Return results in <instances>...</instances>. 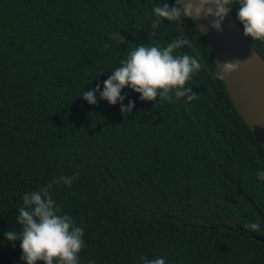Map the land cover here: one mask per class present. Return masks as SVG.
<instances>
[{"label": "trees", "instance_id": "1", "mask_svg": "<svg viewBox=\"0 0 264 264\" xmlns=\"http://www.w3.org/2000/svg\"><path fill=\"white\" fill-rule=\"evenodd\" d=\"M155 3L0 0V264H22L19 244L4 241L20 231L22 196L73 175L52 195L84 230L79 264H264V147L193 21L182 27L199 56L179 51L202 64L187 85L197 99L141 102L124 89L129 114L99 93L96 105L82 99L136 45L181 34L167 21L153 28ZM247 40L264 60V42ZM252 222L260 232L244 227Z\"/></svg>", "mask_w": 264, "mask_h": 264}, {"label": "clouds", "instance_id": "2", "mask_svg": "<svg viewBox=\"0 0 264 264\" xmlns=\"http://www.w3.org/2000/svg\"><path fill=\"white\" fill-rule=\"evenodd\" d=\"M236 10V21L242 26V35L251 41L264 42V0H158L152 8L153 28L167 21L177 25V30L185 20L207 21L206 30L222 31L225 18ZM112 39L124 44L119 34ZM189 46V41L179 35L161 47L157 44L136 45L128 52L120 65L91 91L83 92L82 99L88 105L99 100L109 106L120 105L121 114H129L135 101L129 100L124 106V89L138 95L141 102L161 101L172 103L184 99L186 103L198 98V94L188 87V82L202 70L197 56L179 50ZM105 48L109 45L105 44ZM239 60L216 62L215 79L224 80L238 71ZM257 180L264 181V170L257 172ZM76 177L60 176L22 196V206L17 210L15 223L20 231H7L4 241L15 246L19 244L22 264H79V253L85 247L84 230L73 218L63 212L54 200L52 192L56 185L71 187ZM249 233L261 231L256 222L244 226ZM93 264V262H89ZM140 264H166L162 257H140Z\"/></svg>", "mask_w": 264, "mask_h": 264}, {"label": "water", "instance_id": "3", "mask_svg": "<svg viewBox=\"0 0 264 264\" xmlns=\"http://www.w3.org/2000/svg\"><path fill=\"white\" fill-rule=\"evenodd\" d=\"M207 23L203 20L194 22L215 63L226 60L240 61L238 71L222 81L234 109L264 147V60L243 37L241 29L230 13L225 18L220 33L205 31ZM179 32L199 56L185 29L180 27ZM255 238L264 242L262 237L255 236Z\"/></svg>", "mask_w": 264, "mask_h": 264}]
</instances>
